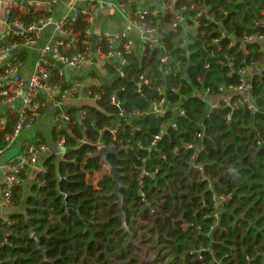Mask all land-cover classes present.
I'll return each mask as SVG.
<instances>
[{"label":"trees","instance_id":"16d2710c","mask_svg":"<svg viewBox=\"0 0 264 264\" xmlns=\"http://www.w3.org/2000/svg\"><path fill=\"white\" fill-rule=\"evenodd\" d=\"M177 4L210 7L212 19L201 20L185 48L180 47L178 33L164 30L163 50L149 51L145 57L129 54L123 75L107 66L111 78L91 88L92 96H101L97 106L68 109L72 122L60 133L53 131L55 138H66L64 160L55 154L45 159L47 172L39 174L25 203L21 186L13 189L14 208L23 211L10 216L11 224H0V264H145L136 256L141 250L129 244L130 235L122 229L120 206L111 196L113 177L105 175L96 189L88 176L102 171L101 159L93 158L96 144L111 146L115 138L133 146L109 161L123 175L127 224L142 247H151L149 257L155 259L150 264H264V69L253 80L256 110L231 108L221 101L220 109L208 112L200 96L209 89L213 98L222 94L221 86L239 84L237 72L229 75L227 57L235 60L237 70L264 61L258 42L245 43L247 54L239 49L245 35L264 34V25H255L264 0H178ZM73 28L83 41L84 18ZM217 39L220 43L213 44ZM164 53L169 67L176 69L166 78L160 61ZM26 56L24 51L15 55L20 60ZM143 74L149 85L140 84ZM159 84L168 87L170 110L160 118H135L137 130L125 125L113 134L110 129L119 111L111 96L123 103L126 114L142 113L159 98ZM172 88H179L180 94ZM178 105L185 116L172 110ZM81 110L87 111L82 122ZM14 123L9 113L6 131H0V148L6 146L4 136ZM161 125L169 130L153 150L150 143ZM189 143L203 148L195 158L194 151L186 148ZM198 165L211 181L200 176ZM216 196L229 198L212 231ZM152 209L158 211V219Z\"/></svg>","mask_w":264,"mask_h":264},{"label":"built area","instance_id":"2783aa9c","mask_svg":"<svg viewBox=\"0 0 264 264\" xmlns=\"http://www.w3.org/2000/svg\"><path fill=\"white\" fill-rule=\"evenodd\" d=\"M60 1L10 0L5 6L1 20L5 25V31L0 36V131H6L9 113L14 115L15 123L13 130L4 136L6 146L0 148V170L3 168L1 159L6 150L18 144L23 132L35 126L47 113L50 104L54 110L53 125L60 131L67 129L72 122V116L68 112L70 107L66 105L67 100H80L81 97L96 101L101 100V96L98 94L92 96L91 88L102 86L104 84L103 79H99L96 75L72 79L73 73L80 71L88 64L94 66L99 61L101 64H105L106 68L108 65H112V68L123 75V66L127 65L126 56L129 54L134 53L139 57H145L149 51L157 48L163 50V33L166 27H170L174 33L179 34L180 47L185 48L189 43V34L196 32V29L201 26V20L212 19V15L209 13L210 7L205 5H178V0H144L142 5L137 0H121L116 3V7L120 11L128 12L127 23L129 28L123 32L102 33L100 35L94 30L95 19L99 12L97 0H75L67 17L56 18V7ZM25 17H29L30 21H27ZM80 18H84L86 23L83 41L80 40L73 28V25ZM166 19H169L170 22L162 25V21ZM255 25H264V10L261 12V18L255 21ZM49 30L51 37L45 39V33ZM132 30H136L141 37L142 45L138 47L141 48L138 54L136 53L137 42L130 32ZM94 35H99L96 48H93L92 37ZM221 35V39L225 38V32L222 31ZM221 39L213 40V44L220 43ZM242 42L244 44H241L239 49L247 54L245 43L258 42L263 45L264 34L245 35ZM102 43L106 45V48ZM230 46L234 47L235 43L232 42ZM23 50L38 52L29 77L24 75L22 63L15 59V55ZM160 61L164 65L162 78L176 72L175 68L169 67L170 59L167 53L161 56ZM226 65L231 68L229 75L237 72L240 80L235 87L221 86L220 92L222 93L237 92V94L224 99L223 102L231 108L247 106L250 110H256L252 102L253 80L256 76H262L264 67L255 70L254 68L257 66H249L237 70L235 60L228 57ZM140 81V84H150V80L144 74L140 76ZM85 90L86 97H83ZM167 90V86L159 84L156 87L159 98L151 102L149 109L142 113L137 111L131 114H126L123 110V103L115 94L112 95L111 102L119 113L118 120L110 129L111 132L117 135L125 125L137 130V127H133L135 118L148 115L155 118L163 117L170 110ZM172 91L180 94L179 88H172ZM200 96L205 100L208 112L222 107L220 102L213 100L209 89L203 91ZM235 96L236 100H233ZM172 110L180 116L186 115L185 110L180 105L173 107ZM86 117L87 111L81 110L78 121L82 122ZM170 126L174 129L177 128L175 123H171ZM167 128L169 127L161 125L160 134L154 135L150 143L153 150L157 149L163 136L167 135L169 130ZM198 136L202 138V134ZM115 139L116 144L111 146L97 143V152L102 148H109L114 151L133 149L129 142ZM84 142L82 141V143ZM137 145L141 146L140 143ZM65 146L66 138L59 137L58 151L55 155L60 160H64ZM186 148L194 151L193 158L203 149L202 147L197 148L193 143L186 144ZM177 151L178 147L174 149V152ZM39 153L48 156L54 155L49 146L40 139L29 145L25 152L16 154L7 162L4 191L1 199L4 207H12L13 189L22 181L21 174L26 168L36 167ZM164 157L166 158V156ZM103 168L102 165V170ZM195 168L202 178L210 180L209 176L205 175L202 165L195 166ZM39 172L45 174L47 172L46 167L41 166ZM101 173L102 171H99L88 175L96 189L99 188ZM144 174L146 176L151 175L149 172H144ZM141 188L143 189L142 185ZM228 198L229 196H216L214 198L212 217L215 219V223L211 226L212 231L219 224L220 210ZM151 214L155 218L159 217L156 209H152ZM7 224H11V221ZM246 259L250 260L251 258L247 257Z\"/></svg>","mask_w":264,"mask_h":264},{"label":"crops","instance_id":"0c3cea01","mask_svg":"<svg viewBox=\"0 0 264 264\" xmlns=\"http://www.w3.org/2000/svg\"><path fill=\"white\" fill-rule=\"evenodd\" d=\"M10 0H0V36L4 33L5 31V25L1 22L2 17L5 12V6ZM75 0H61L60 4L56 7V12H55V17L60 18V17H67L70 12H71V7L74 4ZM98 5H99V12L98 15L96 16L95 19V24H94V30L97 34H102V33H118V32H123L124 30H127L128 23H127V17H128V12L127 11H120L116 7V3L121 1V0H97ZM140 4H144L140 3ZM147 6V5H146ZM131 35L134 36L136 42H137V51L136 53H140V49L138 48L139 46L142 45L141 37L139 33L136 30L130 31ZM45 39H49L51 36V31L49 30L48 32L45 33ZM262 50L264 52V44L262 45ZM26 58L25 59H16V61L22 63L23 66V73L26 77H29L31 75L32 69L34 62L37 59L38 52L37 51H26ZM264 67V61L261 62L260 64L257 65L254 69H262ZM108 68L105 67V64H101L99 61L97 64H94V66L88 64L86 65L83 69H81L78 72H75L71 75L72 79H77V78H86V76L90 75H96L99 79H110L108 78ZM83 99L81 97L80 100H88ZM72 101V100H71ZM75 101V100H73ZM76 104V103H71ZM51 105V104H50ZM49 105L47 113L31 128L29 131L23 132L18 144H16L15 147H11L8 150H6L4 156L1 159V165L3 168L0 170V224H7L9 223L10 216L14 213H20L22 212V208H14V205L12 207H4L2 205L1 199H2V194L4 191V178L6 174V165L7 162L16 154L25 152L26 149L28 148L29 145L35 143L37 140H42L45 144L49 146V149L52 153H56L58 151L57 147V142L59 139L54 137V130H51L50 128V123L53 124V115H54V110L53 107L51 108ZM52 106V105H51ZM71 107V106H69ZM28 138H32L29 140ZM28 139V141L26 140ZM26 140V141H25ZM48 157V155L39 153L38 154V163L36 167H29L24 170V177L22 178V181L17 184V186H21L22 188V193H23V198L22 200L25 203V200L28 196L32 194V187L34 184H38V176L40 174L39 169L41 166H44V161ZM7 160V162H6ZM9 221V222H8Z\"/></svg>","mask_w":264,"mask_h":264},{"label":"water","instance_id":"95a60500","mask_svg":"<svg viewBox=\"0 0 264 264\" xmlns=\"http://www.w3.org/2000/svg\"><path fill=\"white\" fill-rule=\"evenodd\" d=\"M137 1H139L140 3L144 2V0H137ZM205 17H207V15H205ZM98 39H99V35H94L92 37L93 48H96ZM83 97H86V90L83 92ZM50 107L52 108L51 105H50ZM122 151L123 150L114 151V150H111L109 148H102L93 156V158L101 159V161H102L101 164L104 166L102 173L100 174V179H102L105 175H109V176L113 177V180L115 182V186H114V190H113L111 196H115L117 198L116 204H118L120 206V210H121L120 217L122 218V229L125 230V232L130 235L129 240H128L129 244H132L137 249L143 250L146 252V250L142 247L141 243L138 242L134 238V236L131 233L130 228L127 224V216H126L125 211H124V196L122 194V190L125 188V184L123 182V175L120 172V168L109 161L110 156L119 157V155L121 154ZM6 162H7V160H6ZM4 165H6V164L4 163ZM158 218L159 217H156V219H158ZM36 240L38 241L39 238H36Z\"/></svg>","mask_w":264,"mask_h":264},{"label":"rangeland","instance_id":"374dc122","mask_svg":"<svg viewBox=\"0 0 264 264\" xmlns=\"http://www.w3.org/2000/svg\"><path fill=\"white\" fill-rule=\"evenodd\" d=\"M171 30V28L170 27H166L165 28V32H168V31H170ZM235 94H237V92H235V91H228V92H226V93H222V94H220V95H217V96H214L213 97V100L215 101V102H221V101H223L224 99H226V98H229L230 96H233V95H235ZM71 103H76V104H72V105H70ZM66 105L67 106H71V107H73V109H77V108H81V107H85V106H89V107H94V106H97V103H96V100H94V99H88V100H75V101H71V100H67L66 101ZM50 128H51V130H55L56 132H58V133H60V131L59 130H57L55 127H54V125L52 124V123H50ZM29 131V130H28ZM27 132V131H26ZM25 132V133H26ZM29 140H31L32 138H28ZM28 139H26L27 141H28ZM25 140V141H26ZM143 234L142 233H139V236L141 237ZM138 242H140L139 240H137ZM150 246V245H149ZM145 250H146V252L145 251H143V250H141V254H140V252H139V254H137L136 256H137V258L138 257H140V258H142L141 260H143V262L146 264V263H148V264H150V262L151 261H153L155 258H153V257H149V255H150V249H151V247H143ZM139 250V249H138ZM142 256V257H141ZM151 260V261H150ZM153 264V263H152Z\"/></svg>","mask_w":264,"mask_h":264}]
</instances>
